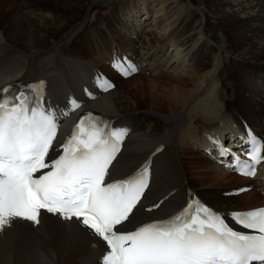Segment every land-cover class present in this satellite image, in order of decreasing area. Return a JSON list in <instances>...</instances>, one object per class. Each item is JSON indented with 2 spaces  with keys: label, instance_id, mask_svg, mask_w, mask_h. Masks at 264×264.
I'll list each match as a JSON object with an SVG mask.
<instances>
[{
  "label": "bare ground",
  "instance_id": "6f19581e",
  "mask_svg": "<svg viewBox=\"0 0 264 264\" xmlns=\"http://www.w3.org/2000/svg\"><path fill=\"white\" fill-rule=\"evenodd\" d=\"M24 1L26 7L20 1L18 4V0H0V87L9 81L27 83L43 79L51 99L66 89L67 93L60 96V100H64L70 92H75L71 85L78 89L82 81L94 74L95 66L113 73L103 65L110 59L105 56L111 49L126 47L133 50V38L128 36L127 42L116 31L126 28L123 20L115 23L120 24V29H114V22H107L115 34L107 38L104 31H94L92 27L101 24L106 27L103 21L99 22L96 15L95 19L87 21L84 16L92 9L102 8L101 4L108 0L102 3L55 0L68 14L48 16L33 11L34 4L36 10L45 6L41 0ZM160 2L157 18L162 27L158 33L149 31L146 35L143 42L145 55L141 59L146 61L144 70L150 69L152 64H155L153 70L164 67L155 75L169 78L173 87L167 86L165 92L161 90L162 94H158L157 85H147L141 79L142 82L136 80L131 85L133 92L121 90L122 84L94 101L80 100V108L88 106L102 113V117L110 119L114 129H118L120 123L131 127L111 178L126 177L139 165L150 161L152 184L141 203L143 207L138 206L136 218L128 228L171 216L187 203L191 193H196L223 214L224 210H245L264 204L263 180L254 181L224 172L219 165L211 164L207 154L196 146L204 131L219 126L223 134L224 124L221 123L237 112L235 123L227 122L232 131L241 128L239 117L243 115L264 134V105L256 101V96L264 91V73L261 72L264 67L253 65L264 66V0ZM129 9L137 12L133 7ZM118 12L111 7L112 20H120ZM82 26L85 28L79 35L88 36L87 42L91 41L94 47L85 44L83 36L74 38ZM94 42H98V46ZM170 43L176 51L173 54L172 50L173 56L169 60L166 46ZM93 55L97 57H89L95 60L92 65L84 58ZM82 68H88L90 73L81 77ZM114 76L118 77L115 73ZM138 76L122 80L127 83ZM238 76L250 77L253 84L248 82L246 87L239 84ZM213 82H218L222 88L214 89L209 95L214 94V98L224 104V109L215 110L214 98L207 99ZM203 98L207 99H204L205 103ZM204 106L217 114L222 122L218 119L206 125L200 119L195 123L203 114L201 107ZM146 107L154 108V111L139 110ZM59 145L53 158L59 154ZM196 149L201 152L197 157ZM223 182H227L228 188L253 184L254 188L243 194L224 196L222 190L217 193L215 189ZM156 204L159 207L153 209ZM107 251L105 242L86 227L42 211L39 225L16 219L11 226L0 230V264H104Z\"/></svg>",
  "mask_w": 264,
  "mask_h": 264
},
{
  "label": "snow or ice",
  "instance_id": "6c2138e0",
  "mask_svg": "<svg viewBox=\"0 0 264 264\" xmlns=\"http://www.w3.org/2000/svg\"><path fill=\"white\" fill-rule=\"evenodd\" d=\"M113 68L124 77L138 71L126 58L115 59ZM43 87V81L19 90L0 87V230L16 219L39 225L43 211L74 220L105 242L104 264H264V208L228 213L247 230L241 232L193 197L178 214L129 229L143 207L150 161L129 177L112 180L109 169L128 130L111 128L91 112L59 145L58 156L50 157L58 125ZM96 87L107 92L115 85L101 75ZM68 107L74 111L81 104L72 99ZM241 139L240 147L249 146L247 159L214 142L222 163L231 157L227 167L255 177L264 163V138L246 130Z\"/></svg>",
  "mask_w": 264,
  "mask_h": 264
},
{
  "label": "rangeland",
  "instance_id": "374dc122",
  "mask_svg": "<svg viewBox=\"0 0 264 264\" xmlns=\"http://www.w3.org/2000/svg\"><path fill=\"white\" fill-rule=\"evenodd\" d=\"M21 2V5L22 6H24V7H26V3H25V1L24 0H18V4ZM91 1H93V0H91ZM96 1H99L100 3H102L103 1H105V0H95V2ZM41 2H43V4L45 5V6H43L42 8L41 7H38L37 8V10L35 9V7H36V4H34L33 6H34V9H33V11L35 12L36 11V13L38 12V13H42L43 15H45V16H48L49 14H52V13H63V14H68L67 13V11H65L64 9H63V6L62 5H58L56 2H55V0H41ZM98 3V2H97ZM161 2H160V0H152V1H150V0H108L105 4L104 3H102L101 5H103V7L102 8H100V9H92V10H90L87 14L85 13L84 14V16L86 15V17L88 18L87 19V21L88 20H93V19H95L94 18V15H96V17L98 18V21L99 22H102L103 21V23H105L106 25H107V22L108 23H112V22H114V23H112V25H114L113 27H115L114 29H120V24H115L116 22H122L121 20H123V21H125L126 19H130V20H132L133 21V23L136 25V23L135 22H137V18H136V16H133L132 15V13H131V11H130V9H129V7H133L134 9L136 8V10L138 9V8H140L142 11H148L149 12V10L148 9H150V13H146L145 12V14L143 15V16H148V18L146 19V21H147V26L145 27H142V28H140V29H138L137 27L135 28V29H132L131 27L130 28H128V26H129V24H127V27L126 28H128V30H132L131 32H133V30H134V32H139V37H141V38H138L137 39V42H138V44H142L143 45V42H144V40H145V38H146V35H148V33H150L149 31H154V32H159L160 31V29H161V27L162 26H160L161 25V23H159V18H157V17H159L158 16V13L159 12H157V11H160L158 8H160L161 7V4H160ZM57 5V6H56ZM96 5H98V4H96ZM100 5V4H99ZM20 6V5H19ZM85 6V5H84ZM111 7H115V10H119V19L120 20H112L113 19V17H112V14H110V12H111ZM147 7V8H146ZM58 8V9H57ZM53 10V11H52ZM64 10V11H63ZM62 11V12H61ZM132 11H133V9H132ZM137 11H139V10H137ZM65 12V13H64ZM157 12V13H156ZM157 14V15H156ZM92 15V16H91ZM117 18V19H118ZM144 18V17H143ZM116 19V18H115ZM157 20V21H156ZM160 26V27H159ZM93 27V29H94V31H96V30H102V31H104L105 33H107V35L108 36H110V31L108 30V28L111 30V25H107L106 27H105V25L104 24H101V25H93L92 26ZM153 27V28H152ZM85 27L84 26H82V28H80L81 30H79L77 33H76V35L74 36V38L75 37H77V36H83V39H84V41H85V44H87V45H90L91 47H94L92 44H91V41H88L87 42V38H89L88 36L86 37L85 36V34L83 35V34H80L79 35V32L81 33V31H83V29H84ZM125 30H127V29H125V28H121V30H116L117 32H118V34L119 35H122V37L128 42L129 40H130V38L128 37L129 35L130 36H132V34L131 33H129V31H127V33L125 32ZM156 30V31H155ZM78 34V35H77ZM114 34V33H113ZM99 38V37H98ZM83 39H82V43L84 44V41H83ZM72 40H74V39H72ZM95 41V40H94ZM133 41L135 42V44L137 45V42L133 39ZM148 41V40H147ZM111 44V43H110ZM110 44H109V48H110ZM135 46V45H134ZM144 46V45H143ZM166 47H168L167 48V53H168V59L170 60V58L173 56L172 55V43H170L169 44V46L167 45ZM145 48V47H144ZM143 48V50L142 49H139L140 50V53H141V55L143 54V53H145L144 51H145V49ZM176 50L174 49L173 50V54H174V52H175ZM171 56V57H170ZM89 57H97V56H88V58ZM88 58H84V59H88ZM139 58V57H138ZM89 59H93V58H89ZM94 60V59H93ZM95 61V60H94ZM190 61V60H189ZM187 62V64L188 63H190V62ZM229 61H230V59H228V63H229ZM97 62H99V61H97ZM158 62H160V60L158 61ZM167 63V62H166ZM165 64V63H164ZM253 65H257V66H261V67H264L262 64H253ZM159 67H161V66H159ZM161 70H164V67H162L161 69L159 68L158 70L156 69V70H153L152 68L150 69V70H145V71H143V72H140V73H137V74H135V75H138L139 74V78H137V79H135V80H131V81H128L127 83H125L124 81L121 83V84H119V86L120 85H122L123 84V86H122V88H121V90H123V89H125V90H127V91H129V92H133V90L131 89V85H133V83L135 84V81L137 80L138 82H142V80L143 81H145L146 83H147V85H153V86H155V85H157V86H155V87H157L156 89H160V90H158V94H162V92H161V90H163V92H165V89H167V86H168V88L170 87H173V86H171V85H174L172 82L173 81H171V80H169V78H160L158 75H155V74H157V73H159V72H161ZM171 70V68L169 67L168 68V72ZM233 73V72H232ZM237 73H240L239 72V70H238V72ZM158 76V77H157ZM128 79H130V78H128ZM142 79V80H141ZM153 79V80H152ZM156 79H158V80H156ZM163 79V80H162ZM141 80V81H140ZM166 80L168 81V82H166ZM237 81H238V83L239 84H241V85H244L245 87L246 86H248V82L251 80V78L250 77H248L247 79H246V77L244 76V77H242V78H240V76H238L237 77V79H236ZM153 81V82H152ZM156 81V82H155ZM159 81L160 82H163L164 83V85H163V83H159ZM150 82V83H149ZM158 82V83H157ZM152 83V84H151ZM156 83V84H155ZM159 84V85H158ZM216 85V86H215ZM160 86V87H159ZM164 86V87H163ZM211 88H210V90H209V92H208V100H210L212 97L214 98V94H212L211 93V96L209 95V93L210 92H213V90L215 89V90H217V89H220L221 90V84H219L218 82H213V83H211ZM216 92V91H215ZM214 92V93H215ZM144 95V94H143ZM142 98H144L143 96H142ZM207 100L206 98H203V103H205V100ZM222 102H220L219 100H218V98L217 97H215L214 98V102H213V106L215 105V107H214V109L215 108H217V109H224V104H223V106H222V104H221ZM219 105H221V106H219ZM140 106H149V105H145V104H140ZM217 106V107H216ZM220 107V108H219ZM207 109V110H206ZM139 110H145V111H147V110H150V111H154V108H148V107H146V108H141V109H139ZM216 110V109H215ZM136 111H138V109L136 110ZM201 111H203V112H201V113H203L202 115H201V117L199 118V120H197L198 118H196V121H195V123H197L198 121H200V119H201V121H202V123L204 124H206V125H208V124H211V122H213V121H216V120H218L220 117L219 116H217V114H215V113H213L212 111H211V109H210V111L208 110V107H205L204 106V108L203 107H201ZM206 111H208V113L206 112ZM212 114V115H211ZM215 114V115H214ZM193 116H194V114H193ZM210 117H211V119H210ZM213 117V118H212ZM189 121H187L188 122V126H190V119H188ZM192 122V121H191ZM199 153H201L199 150H195V156L197 157L198 155L197 154H199ZM209 161H210V163L211 164H215V163H213V161H211L209 158H207ZM228 173H230V172H228ZM246 182V181H245ZM247 182H248V180H247ZM242 183H244V182H238L237 184H242ZM227 184V182H223V183H218L217 184V186H220V187H230V186H225ZM236 185V184H235ZM232 186H234V185H232ZM247 206H249V205H247Z\"/></svg>",
  "mask_w": 264,
  "mask_h": 264
}]
</instances>
